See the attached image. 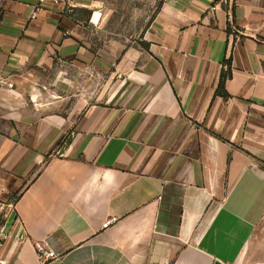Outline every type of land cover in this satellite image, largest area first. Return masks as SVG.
I'll return each instance as SVG.
<instances>
[{
    "label": "crops",
    "instance_id": "crops-1",
    "mask_svg": "<svg viewBox=\"0 0 264 264\" xmlns=\"http://www.w3.org/2000/svg\"><path fill=\"white\" fill-rule=\"evenodd\" d=\"M34 2L0 0V259L264 264V0H163L131 45Z\"/></svg>",
    "mask_w": 264,
    "mask_h": 264
},
{
    "label": "rangeland",
    "instance_id": "rangeland-1",
    "mask_svg": "<svg viewBox=\"0 0 264 264\" xmlns=\"http://www.w3.org/2000/svg\"><path fill=\"white\" fill-rule=\"evenodd\" d=\"M162 1L97 0L90 7L101 12L98 27L101 28L102 38L117 39L131 45L133 42H139ZM93 21L97 22L94 18Z\"/></svg>",
    "mask_w": 264,
    "mask_h": 264
},
{
    "label": "built area",
    "instance_id": "built-area-1",
    "mask_svg": "<svg viewBox=\"0 0 264 264\" xmlns=\"http://www.w3.org/2000/svg\"><path fill=\"white\" fill-rule=\"evenodd\" d=\"M73 0H35V2L29 5L30 19L35 20L39 18L40 14L50 7H60L63 10L72 11L75 8ZM119 219L117 217H110L102 224V229H108L117 224ZM9 238V234L4 230V227H0V246ZM35 250L37 255L38 264H55L59 257L43 242L35 243ZM0 264H10L7 260L0 259Z\"/></svg>",
    "mask_w": 264,
    "mask_h": 264
},
{
    "label": "trees",
    "instance_id": "trees-1",
    "mask_svg": "<svg viewBox=\"0 0 264 264\" xmlns=\"http://www.w3.org/2000/svg\"><path fill=\"white\" fill-rule=\"evenodd\" d=\"M84 11L88 12L86 10H84ZM229 31H230V28H228V32ZM145 46L148 48L147 44ZM224 64L227 66V69H226V71H222L220 82H219L218 88L216 90V94L221 95L223 97H226L227 93L225 91V82H226L227 78H229L231 75V60L229 59V60L224 61Z\"/></svg>",
    "mask_w": 264,
    "mask_h": 264
},
{
    "label": "bare ground",
    "instance_id": "bare-ground-1",
    "mask_svg": "<svg viewBox=\"0 0 264 264\" xmlns=\"http://www.w3.org/2000/svg\"><path fill=\"white\" fill-rule=\"evenodd\" d=\"M98 16H99L98 13H95V14H94V17H93V18H94L95 21H97Z\"/></svg>",
    "mask_w": 264,
    "mask_h": 264
},
{
    "label": "water",
    "instance_id": "water-1",
    "mask_svg": "<svg viewBox=\"0 0 264 264\" xmlns=\"http://www.w3.org/2000/svg\"><path fill=\"white\" fill-rule=\"evenodd\" d=\"M216 264H220V263H216Z\"/></svg>",
    "mask_w": 264,
    "mask_h": 264
}]
</instances>
